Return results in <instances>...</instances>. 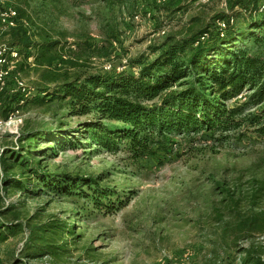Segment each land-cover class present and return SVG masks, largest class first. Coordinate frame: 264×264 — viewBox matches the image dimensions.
Listing matches in <instances>:
<instances>
[{
	"label": "rangeland",
	"instance_id": "1",
	"mask_svg": "<svg viewBox=\"0 0 264 264\" xmlns=\"http://www.w3.org/2000/svg\"><path fill=\"white\" fill-rule=\"evenodd\" d=\"M0 2L22 15L34 41H58L67 61L45 68L58 74L55 83L42 78L44 68L31 65L32 55L30 66L20 69L25 51L0 27V44L19 52L12 74L30 92L20 100L12 80L0 90V222L7 234L0 264H242L251 244L264 254V233L237 227L256 214L264 221V136L246 126L225 137L169 136L154 147L155 155L133 162L122 151L94 153L78 135L79 124L92 116H74L67 100L31 101L53 93L67 77L84 78L109 66L136 72L133 63L153 60L166 40L212 31L216 19L232 11L222 0H147L139 20L134 14L143 0ZM233 12L237 25L245 26L240 8ZM251 48L264 54V45ZM74 138L71 147L67 142ZM26 149L35 150L41 174L58 181L90 178L93 188L111 190L109 201L120 203L99 209L84 195L54 193L36 175L3 168V160ZM59 224L74 233L55 229ZM41 236L55 255L41 247Z\"/></svg>",
	"mask_w": 264,
	"mask_h": 264
},
{
	"label": "trees",
	"instance_id": "2",
	"mask_svg": "<svg viewBox=\"0 0 264 264\" xmlns=\"http://www.w3.org/2000/svg\"><path fill=\"white\" fill-rule=\"evenodd\" d=\"M259 3L260 0H227L226 10L232 11L219 16L212 31L189 32L181 38L166 40L153 60L133 63L138 67L136 72L110 68L84 78L67 77L53 93L46 92L31 101L43 104L54 99L67 100L68 110L74 116H92L79 124L83 130L78 135L94 146V153L122 151L133 162L155 155L154 147L169 136L206 133L225 137L242 126L264 136V54L251 50V44L264 45V11H259ZM235 6L241 10L245 26L239 27L235 22ZM27 26L18 13L17 26L8 30L13 45L25 51L19 68L30 66L28 58L32 55L31 65L44 68L42 78L49 83L57 82L58 74L45 68L56 61L67 62L60 58L59 42L48 38L34 41ZM204 34L207 36L200 39ZM38 89L43 92L48 88L38 86ZM21 99L26 100L20 95ZM76 142L74 138L67 143L74 147ZM24 151L25 154L13 152L9 162L3 160V168H18L22 176L36 175L54 193L84 195L99 209H112L120 203V199L109 201L115 195L111 190L93 188L90 178L66 176L58 181L52 179V174H41V164L32 155L35 150ZM83 187L89 189L87 194ZM260 223L264 221L256 214L239 222L237 227L264 233ZM2 227L4 224L0 222V242L7 239ZM55 229L74 233L67 224H59ZM38 240L44 241L41 247L48 248L50 255L57 253L43 236ZM245 251L242 264H264V254L257 253L254 245Z\"/></svg>",
	"mask_w": 264,
	"mask_h": 264
},
{
	"label": "built area",
	"instance_id": "3",
	"mask_svg": "<svg viewBox=\"0 0 264 264\" xmlns=\"http://www.w3.org/2000/svg\"><path fill=\"white\" fill-rule=\"evenodd\" d=\"M147 0H143L138 8L139 11L134 14V19H140V10L144 7V2ZM166 0H156V2H164ZM207 1V0H202ZM223 6H227V0H222ZM227 11V10H226ZM259 11H264V0H260L259 3ZM18 24V13L14 8L5 6L0 2V27L5 30H10L13 27H16ZM218 24L223 27L224 24L222 22H218ZM164 33V31H162ZM207 34H204L200 37V39H204ZM19 59V52L17 48L11 47L5 44H0V90H2L9 80H12L15 83L16 88L23 96L26 98L29 95V90H27L26 85L18 76L13 75V68L16 61ZM111 66L106 67V70H109ZM12 93L16 90L12 89Z\"/></svg>",
	"mask_w": 264,
	"mask_h": 264
}]
</instances>
